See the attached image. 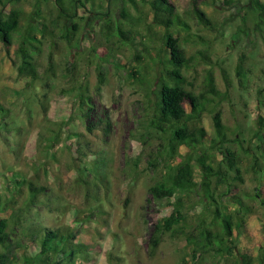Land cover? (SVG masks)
Listing matches in <instances>:
<instances>
[{
	"label": "rangeland",
	"instance_id": "rangeland-1",
	"mask_svg": "<svg viewBox=\"0 0 264 264\" xmlns=\"http://www.w3.org/2000/svg\"><path fill=\"white\" fill-rule=\"evenodd\" d=\"M170 1L188 25V29L179 31L180 46L185 56L190 57L200 51L212 61L210 67L200 65L197 68L198 88L194 91L198 93L205 88L204 70L211 68L220 95L213 98L212 104L196 123L206 132L203 146L193 151L180 147L179 156L172 161L178 163L185 156L191 160L194 168L197 185L188 196H182L187 205L184 212L189 224L177 228L172 235H163L153 257L147 254L148 238L153 225L157 219L171 213V206L176 199L165 200L157 206L147 192L149 185L165 172L164 163L159 159L156 167L151 165L153 161L149 164L147 160L148 156H156L166 146L162 139L164 134L153 128L150 122L154 109V97L150 90L160 77V58L156 50L161 44L159 41L150 42L148 38L154 39L161 29L152 26L148 33L138 23L130 28V32L135 34L134 45L121 50L116 48L113 41H105L97 29L93 32L87 30L85 35H81L80 42L71 46L55 40L51 48L53 71L34 82L17 74L13 60L18 44L7 49L0 42V101L9 110L8 128L19 130L18 135L14 132L0 135V174L25 173L36 184L47 185L48 189L40 203L25 213L23 226L58 228L68 221L74 210L98 207L99 212L103 213L100 215L97 212L91 222L77 227L81 228L78 241L95 244L96 248L91 250V259L87 262L77 259L75 264H232L234 260H240L241 255L251 257L252 264H264V207L260 202L264 200V178L249 170V158L242 157L239 164L242 183L229 181L227 187L225 183L219 184L216 179H212L211 188L214 193L222 194L227 212L233 213L234 221H242L240 228L233 229L232 236L225 242L230 253L222 250L216 258L205 256L207 259L204 261L193 260L192 248L186 245L183 236L184 232L192 229L201 215L208 219L210 217L205 209L212 208H205L201 204L204 190L200 187L196 160L207 152L214 167L222 162L219 146L211 143L215 138L214 115L220 114L228 138L237 137L240 148H247L250 144L258 156L264 152V132L258 134L255 123L258 116L264 122L263 29L260 31L254 28L252 20L244 25L243 16L247 14L248 0H205L206 3L197 0L201 10L214 23L213 29L202 27L191 17V0ZM39 2L45 19L57 14L53 0ZM34 4L35 0H18L9 8L21 11L26 19L31 16ZM113 4L116 10L120 0ZM86 6L95 13L106 11L107 4L104 1L89 0ZM73 12L74 9L67 5L66 13L72 15ZM131 12L135 13L133 10ZM93 13L89 14L86 9L78 13L82 17L80 24L88 20L86 27L89 30L95 17ZM188 34L197 37L183 41ZM35 35L39 37L36 32ZM42 42V48L46 51L50 41ZM111 53L124 67L117 69L108 61ZM242 54L246 60L243 75L238 78L235 67ZM67 61L73 62L75 66L71 79L63 76L65 73L62 68ZM98 65L105 69V84L96 93ZM222 71L228 78L229 88H226ZM78 84L92 106L86 121L79 119L81 113L77 92L72 88ZM186 110H189L188 105ZM101 120L109 121V133L104 137L96 131V135L91 138L93 149L103 160L100 173L104 185L97 183L92 174L86 175L88 197L85 201L81 191L75 194L66 191L75 176L73 162L69 158L78 156V142L83 140L81 135L86 133L87 122L97 124ZM59 122L65 123L63 129L56 133L53 146L43 150L44 138L52 135L48 128ZM238 145L232 142L227 147L239 150ZM91 158H86V164L91 165ZM165 160L170 162L167 157ZM94 184H98V187ZM127 193L129 202L124 209L122 199ZM254 194H258V197L251 198ZM232 196L238 197L241 205L233 203ZM235 209H240L238 215ZM8 214L0 217H7ZM21 242L25 243L26 239L23 238Z\"/></svg>",
	"mask_w": 264,
	"mask_h": 264
},
{
	"label": "trees",
	"instance_id": "trees-1",
	"mask_svg": "<svg viewBox=\"0 0 264 264\" xmlns=\"http://www.w3.org/2000/svg\"><path fill=\"white\" fill-rule=\"evenodd\" d=\"M16 1L18 0H0V42L7 49L18 44L16 60L14 59L13 63L17 74L23 78H29L31 82L52 73L51 48L55 40L71 46L73 43L80 42L81 35L97 29L105 41H113L116 48L121 50L134 45L135 34L130 32V28L137 26L138 23H141L148 33L152 26L161 29L154 39L148 38L150 42L159 41L161 44V47L156 50V55L160 58V77L150 90L154 97V109L150 122L153 128L164 134L162 139L165 140L166 146L162 151L159 150L156 156H148L147 160L149 164L153 161L151 165L156 167L159 159L164 163L165 172L149 185L147 192L157 206L165 200L176 199L171 206V213L157 219L153 225L147 243V254L153 257L163 235H172L177 228L180 229L189 224L184 212L187 205L182 196H188L197 185L194 168L191 160L185 156L178 163L172 161L179 156L180 147L193 151L203 146L206 139L204 128L196 126V123L206 108L212 104L213 98L220 95L215 87L211 68L204 70L205 88L198 93L194 89L198 88L196 85L197 68L200 65L212 66L211 59L200 51L190 57L185 56L180 46L179 31L188 29V25L170 0H140V2L120 0L116 10L113 8L116 0H99L106 2V11L99 10L95 13L86 6L89 0H53L57 14L48 19L42 16L39 0H35L34 10L26 19L23 18L21 11L9 8ZM203 3H206L205 0ZM67 5L74 9L72 15L66 13ZM145 6L146 10H144ZM84 9L95 16L91 23V30L86 27L88 20L80 24L82 17H79L78 13ZM190 14L202 27L214 28V23L201 10L197 0H191ZM243 17L244 25L252 20L254 28L260 31L263 29L264 32V2L248 0L247 14ZM124 27L129 29L126 30ZM35 32L39 34V37L35 35ZM192 37L197 36L188 34L183 41H190ZM43 40L50 41L46 46V51L42 48ZM245 60L246 56L242 54L236 64L235 75L238 78L243 75ZM108 61L112 62L117 69L124 67L114 53L109 55ZM96 70L98 80L95 92L99 93L105 84V69L98 65ZM62 71L65 73L64 78L71 79L75 71L74 63L67 61ZM222 75L226 88H229L228 78L224 71ZM72 88L77 92V103L81 113L79 119L86 121L92 112L90 101L83 94L80 84ZM61 93L65 92L61 91ZM186 105L189 106L188 111ZM8 117L9 110L5 103L0 101V135L6 136L11 132L18 135V129L8 128ZM255 123L258 134L261 135L264 132L262 117L258 116ZM64 124V122L54 123L48 128L52 135L44 138L43 150L53 146L56 141L55 135L63 129ZM213 126L215 138L211 140V143L219 146L223 157L222 162L214 167L210 163L211 157L207 152L202 153L196 160L201 179L200 187L204 190L201 204L205 208L207 206L212 208L205 209L210 217L208 219L201 215L194 222L192 229L183 233L186 245L192 248V259L200 261L207 259L205 256L216 258L221 255L222 250L230 253V248L225 245V242L232 236L233 229H239L242 224L241 219L234 221L233 213L227 212L222 202V194L214 193L211 188L212 179H216L219 184L225 183L227 187L230 185L227 183L229 181L242 183V173L239 168L242 157L250 159L249 170L252 173L263 175L264 178V152L258 156L250 144L247 148H240L237 137L228 138L227 128L222 124L219 113L213 117ZM109 129L108 120H101L97 124L87 122L86 133L81 135L83 140L78 142L76 151L78 156L69 158L73 162L72 169L75 176L66 187L68 193L75 194L81 191L86 201L88 197L86 175L88 174H92L97 183L104 185L100 173L103 160L93 149L91 136H95L96 131H99L106 137ZM73 135L78 136V134ZM66 137L68 138L69 134ZM3 139L7 142L5 137ZM232 142L238 145L239 150H231L227 147ZM39 143L41 145V134H39ZM88 156L92 157L91 165L85 162ZM166 157L170 160L169 163L165 160ZM222 164H224V169ZM94 185L98 187V184ZM47 190V185L36 184L25 173L0 174V215L9 213L7 217H0V264H75L77 259L81 262L91 259V250H94L96 245L79 242L78 233L81 232V228L77 227L82 223L91 222L97 212L100 215L103 214L99 212L98 207L81 211L74 210L73 215H69L68 221L58 228L23 226L25 213L40 203L41 197L46 195ZM250 197L257 198L258 194ZM231 199L236 205H241L238 197L232 196ZM128 202L127 193L122 199L124 209L127 208ZM260 202L264 207V200ZM234 211L238 215L240 209ZM23 238L26 239L25 243L21 242ZM240 258V260H234L232 264H252L251 257L241 255Z\"/></svg>",
	"mask_w": 264,
	"mask_h": 264
}]
</instances>
